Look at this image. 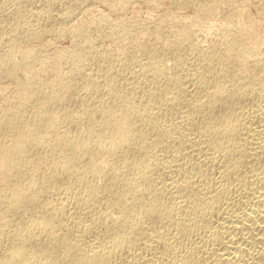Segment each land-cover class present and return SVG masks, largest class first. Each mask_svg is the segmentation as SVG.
<instances>
[{"label": "bare ground", "instance_id": "6f19581e", "mask_svg": "<svg viewBox=\"0 0 264 264\" xmlns=\"http://www.w3.org/2000/svg\"><path fill=\"white\" fill-rule=\"evenodd\" d=\"M135 1L0 0V264H264V0Z\"/></svg>", "mask_w": 264, "mask_h": 264}, {"label": "rangeland", "instance_id": "374dc122", "mask_svg": "<svg viewBox=\"0 0 264 264\" xmlns=\"http://www.w3.org/2000/svg\"><path fill=\"white\" fill-rule=\"evenodd\" d=\"M144 2V3H143ZM146 4V5H145ZM150 6H149V5ZM149 6V9L147 8V7ZM134 7V8H133ZM154 7V8H153ZM187 8V9H186ZM186 8H181V10L179 9V10H175V9H173V8H171L169 5H167V4H159L158 5V3H156V4H153V6H152V4H150V3H147V2H145V1H141V0H137V2L135 1L133 4H132V6L127 10L128 11V13H127V11H126V15H124L123 14V16H121L120 17V19L121 20H124V21H126L129 25H132V26H139L140 25V23L143 25H146V26H152L153 24H159V22L160 21H158L159 19H163L162 20V22H160V24H161V29H163V30H169V28H170V26H171V24L172 23H177V25L179 26V25H181L183 22H185V20H188L189 19V17L190 16H192V14H193V10L191 9V8H188V7H186ZM99 9H101V10H103V11H106L105 10V7L103 6V5H100L99 6ZM146 9H148V11H146ZM133 10V11H132ZM171 10H175V14L171 11ZM250 10L251 11H254V9L253 8H250ZM139 14H138V13ZM142 12V13H141ZM149 14H148V13ZM145 13L147 14V15H145ZM154 13V14H153ZM153 14V15H152ZM172 14H174V15H172ZM94 15V14H93ZM133 15V16H132ZM148 15H149V17H148ZM155 15V16H154ZM92 16V14H89V13H83L82 15H81V19L83 20V21H87V20H89L90 18H92L91 17ZM124 16H126V18H123ZM143 16V17H142ZM144 16H146L145 18H144ZM155 17V18H151V17ZM165 16H167L168 18H166ZM131 17H133V18H131ZM157 17V18H156ZM186 17V18H185ZM139 18V19H138ZM141 18V19H140ZM147 18H149V20L147 19ZM166 18V19H165ZM183 18V19H182ZM188 18V19H187ZM136 19V20H135ZM153 19V20H152ZM175 19H177V21L175 20ZM139 20V21H138ZM155 20V21H154ZM148 21H150V22H148ZM154 23H153V22ZM176 21V22H175ZM179 21V22H178ZM136 24H135V23ZM147 23V24H146ZM153 23V24H152ZM135 24V25H134ZM151 24V25H150ZM165 25V26H164ZM163 26V27H162ZM173 26V25H172ZM171 26V27H172ZM169 27V28H168ZM207 29L208 30V32H207V30H205V29ZM172 29V28H171ZM199 31H198V30ZM212 28H208V27H206V26H204V25H198V27H196V32H197V36L199 37V39L202 41V43H203V46H204V48H206L208 45H209V42H210V39H211V37H210V35H211V33L210 32H212L213 31V29L211 30ZM203 30L206 32V34H207V36L205 37L204 36V33H203ZM201 32H202V34H201ZM153 33V32H152ZM152 33H150L149 34V36L150 37H152L153 35H154V33H153V35H152ZM201 36V37H200ZM212 36V35H211ZM57 38V39H56ZM206 40H205V39ZM47 39H49L50 40V42L52 41V45L54 46V45H56L57 47H64V46H69L71 43H70V39L69 38H65V39H63V38H59V37H55V36H50V37H48ZM61 39V40H60ZM61 43H60V42ZM204 41H206V42H204ZM104 42V43H103ZM110 42H111V44H110ZM208 42V43H207ZM55 43H57V44H55ZM102 44L103 45H111V47H113L114 49H116L117 48V43L115 42V41H111V39L110 38H108V39H105V40H103L102 41ZM59 45V46H58ZM115 45V46H114Z\"/></svg>", "mask_w": 264, "mask_h": 264}]
</instances>
